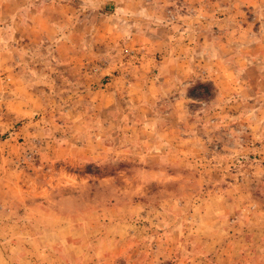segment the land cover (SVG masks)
Returning a JSON list of instances; mask_svg holds the SVG:
<instances>
[{"label":"rangeland","instance_id":"1","mask_svg":"<svg viewBox=\"0 0 264 264\" xmlns=\"http://www.w3.org/2000/svg\"><path fill=\"white\" fill-rule=\"evenodd\" d=\"M0 264H264V0H0Z\"/></svg>","mask_w":264,"mask_h":264}]
</instances>
